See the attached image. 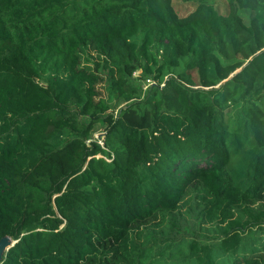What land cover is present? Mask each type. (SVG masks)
<instances>
[{"label":"trees","instance_id":"16d2710c","mask_svg":"<svg viewBox=\"0 0 264 264\" xmlns=\"http://www.w3.org/2000/svg\"><path fill=\"white\" fill-rule=\"evenodd\" d=\"M262 201L264 0H0V264H264Z\"/></svg>","mask_w":264,"mask_h":264},{"label":"rangeland","instance_id":"374dc122","mask_svg":"<svg viewBox=\"0 0 264 264\" xmlns=\"http://www.w3.org/2000/svg\"><path fill=\"white\" fill-rule=\"evenodd\" d=\"M140 71L135 73V77H138ZM142 89L145 90L150 84L149 81L147 83L142 84ZM99 92L102 91L101 85L98 86ZM103 97V96H102ZM118 109V108H117ZM115 110V112L117 111ZM81 119L83 121H87L85 116H82ZM105 127L101 124H96L91 132L89 133L88 140L96 141L100 145H102L103 135H104ZM198 200L195 193L190 192L188 196L185 197L183 202L179 205L176 212H174L181 223V227L183 228V232L177 234L176 238L179 239V244L177 246L178 250L184 251L186 245L192 239H197L200 245L205 244H216L219 241L220 230L223 225H218L216 222L214 223H205L196 218V208L195 201ZM264 204V201H262ZM258 203L252 207H257ZM170 218L167 217L162 220L160 217L153 219L152 221H148L141 225H138L132 229V233L130 235L129 244L126 246L127 252L134 247V245L142 247H152L151 255L155 252V245H160L163 242L165 237L170 236ZM174 246H176L174 244ZM167 251V250H166ZM130 253V252H129ZM167 264H173V262L167 261Z\"/></svg>","mask_w":264,"mask_h":264},{"label":"water","instance_id":"95a60500","mask_svg":"<svg viewBox=\"0 0 264 264\" xmlns=\"http://www.w3.org/2000/svg\"><path fill=\"white\" fill-rule=\"evenodd\" d=\"M104 137V135H103ZM13 243L9 237H3L0 239V256L3 251H7Z\"/></svg>","mask_w":264,"mask_h":264}]
</instances>
